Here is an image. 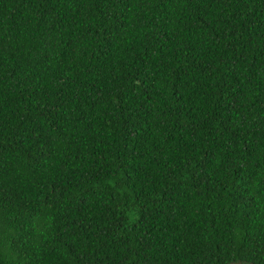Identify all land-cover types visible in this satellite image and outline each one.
Masks as SVG:
<instances>
[{"label":"trees","instance_id":"trees-1","mask_svg":"<svg viewBox=\"0 0 264 264\" xmlns=\"http://www.w3.org/2000/svg\"><path fill=\"white\" fill-rule=\"evenodd\" d=\"M264 264V0H0V264Z\"/></svg>","mask_w":264,"mask_h":264},{"label":"water","instance_id":"water-1","mask_svg":"<svg viewBox=\"0 0 264 264\" xmlns=\"http://www.w3.org/2000/svg\"><path fill=\"white\" fill-rule=\"evenodd\" d=\"M229 264H233L232 262H230Z\"/></svg>","mask_w":264,"mask_h":264}]
</instances>
